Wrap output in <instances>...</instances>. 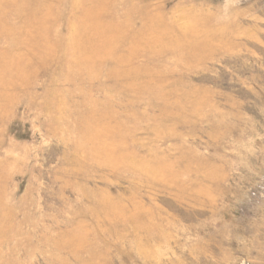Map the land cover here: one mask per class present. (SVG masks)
<instances>
[{
    "label": "rangeland",
    "instance_id": "rangeland-1",
    "mask_svg": "<svg viewBox=\"0 0 264 264\" xmlns=\"http://www.w3.org/2000/svg\"><path fill=\"white\" fill-rule=\"evenodd\" d=\"M0 264H264V0H0Z\"/></svg>",
    "mask_w": 264,
    "mask_h": 264
}]
</instances>
